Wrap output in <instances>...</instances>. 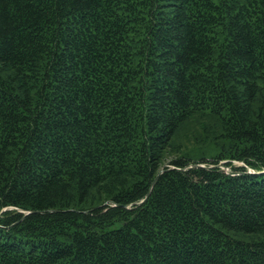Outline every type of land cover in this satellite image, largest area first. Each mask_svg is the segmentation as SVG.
Returning <instances> with one entry per match:
<instances>
[{"label": "trees", "instance_id": "trees-1", "mask_svg": "<svg viewBox=\"0 0 264 264\" xmlns=\"http://www.w3.org/2000/svg\"><path fill=\"white\" fill-rule=\"evenodd\" d=\"M0 264H264V0H0Z\"/></svg>", "mask_w": 264, "mask_h": 264}, {"label": "water", "instance_id": "water-1", "mask_svg": "<svg viewBox=\"0 0 264 264\" xmlns=\"http://www.w3.org/2000/svg\"><path fill=\"white\" fill-rule=\"evenodd\" d=\"M197 166H205L204 164H197ZM229 173H231V170H228ZM155 182L152 183V186L150 187V191L148 192L147 196L150 194Z\"/></svg>", "mask_w": 264, "mask_h": 264}, {"label": "rangeland", "instance_id": "rangeland-1", "mask_svg": "<svg viewBox=\"0 0 264 264\" xmlns=\"http://www.w3.org/2000/svg\"><path fill=\"white\" fill-rule=\"evenodd\" d=\"M234 164H235V165H242V163H241V162H235ZM223 168H225L227 171H228V170H231V169H230V168H228V167H223Z\"/></svg>", "mask_w": 264, "mask_h": 264}]
</instances>
